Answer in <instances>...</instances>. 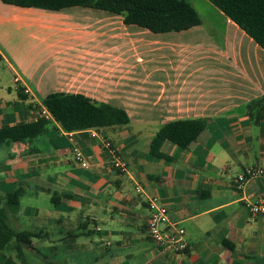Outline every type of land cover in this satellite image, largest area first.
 Listing matches in <instances>:
<instances>
[{"label": "crops", "instance_id": "obj_1", "mask_svg": "<svg viewBox=\"0 0 264 264\" xmlns=\"http://www.w3.org/2000/svg\"><path fill=\"white\" fill-rule=\"evenodd\" d=\"M188 1L209 29L154 34L104 11L0 1V61L9 78L5 85L0 75V129L34 122L39 113L30 106L42 113L43 99L56 92L130 118L100 131L67 133L53 124L40 139L0 147L8 158L0 162L3 205L21 186L22 198L48 202L20 201L9 216L17 232L38 234L22 247L24 257L26 251L46 264H264V216L247 208L264 198V180L243 191L235 185L245 167L264 166V119L255 123L249 113L264 98V49L208 0ZM189 119L208 124L187 149L165 142L169 160L150 154L165 124ZM102 140L127 163L126 174L113 167ZM76 149L87 168L75 160ZM150 198L185 230L187 252H159L149 239Z\"/></svg>", "mask_w": 264, "mask_h": 264}, {"label": "trees", "instance_id": "obj_2", "mask_svg": "<svg viewBox=\"0 0 264 264\" xmlns=\"http://www.w3.org/2000/svg\"><path fill=\"white\" fill-rule=\"evenodd\" d=\"M3 4L29 9L62 11L74 7L104 11L122 16L126 25H135L154 34L179 33L193 27L203 26L204 20L188 0H0ZM225 16L239 26L262 49H264V0H208ZM22 90V89H20ZM22 100H26L22 92ZM43 107L53 121L41 115V108L30 106L39 115L34 122L8 126L0 129V147L6 144H26L43 137L49 127L57 124L64 132L100 131L130 124L126 111L107 104H100L80 94L56 92L42 101ZM250 117L258 123L264 119V98L249 105ZM204 119L175 120L165 124L154 136L150 154L166 158L161 153L165 142L187 149L197 135L207 126ZM169 160V159H168ZM24 195L22 187L0 198V264H14L6 254L16 251L24 258L23 246L31 247L38 234L17 232L10 224L8 211L20 206ZM53 203L56 200L53 196ZM12 211V212H13ZM233 249V246L226 242ZM24 260V259H23Z\"/></svg>", "mask_w": 264, "mask_h": 264}, {"label": "built area", "instance_id": "obj_3", "mask_svg": "<svg viewBox=\"0 0 264 264\" xmlns=\"http://www.w3.org/2000/svg\"><path fill=\"white\" fill-rule=\"evenodd\" d=\"M20 79L15 76V89H20ZM25 94H30L28 88L23 89ZM42 116L50 120L52 117L46 109L42 111ZM104 148L110 152L112 156V164L116 170L126 174L128 172L127 163L122 160L111 142L102 140ZM76 161L83 167L87 168L88 163L83 153L76 149L74 152ZM257 179L264 180V166H248L236 177L235 185L237 190L243 191L246 185ZM138 191L140 188L137 187ZM247 208L253 216H264V198H260L254 202H247ZM149 216L147 219V235L149 239L155 244L159 252H170L173 254H183L187 252L189 243L186 239L185 230L178 226L177 223H169L168 209L162 205L157 198H150L148 200Z\"/></svg>", "mask_w": 264, "mask_h": 264}, {"label": "rangeland", "instance_id": "obj_4", "mask_svg": "<svg viewBox=\"0 0 264 264\" xmlns=\"http://www.w3.org/2000/svg\"><path fill=\"white\" fill-rule=\"evenodd\" d=\"M206 21V20H205ZM204 26H207L206 25V22H204ZM207 28L209 29V27L207 26ZM6 68V66H5V64L3 63V62H1L0 61V75H2V77H4V79L7 81L6 82V84L5 85H8L7 83H8V72H7V69H5ZM43 140V139H42ZM20 146V145H19ZM7 148H4V150H6ZM43 149V148H42ZM14 150V149H13ZM12 149H8L7 151L10 153L11 151H13ZM7 151H5V152H7ZM14 153V152H13ZM16 153V152H15ZM14 153V154H15ZM6 156V154L5 155H3V157L2 156H0V162L1 163H3L5 160H7L8 158H6L5 157ZM9 157V156H8ZM75 157V156H74ZM76 160V159H75ZM18 187H20V186H18ZM22 187V186H21ZM21 202H22V205L23 206H26V205H30V204H32V203H38L39 205H41V206H45V205H47V201L43 198V196L42 197H40V199H38V200H35V198H32L31 196H26V197H24V198H21ZM13 210H9L8 212H9V215H8V218H9V216H11L10 214H11V212H12ZM10 221V220H9ZM9 224L11 225V223L9 222ZM12 226V225H11ZM7 255H13V257H14V260H15V262H16V264H46V261L43 259V258H41V257H36V256H33V255H31V253H29V252H26L25 251V257L24 258H26V263H25V259L23 260V259H20L18 256H17V258L15 257V253L14 252H7L6 253ZM53 262H55V263H57L58 262V260L57 259H54L53 260Z\"/></svg>", "mask_w": 264, "mask_h": 264}]
</instances>
